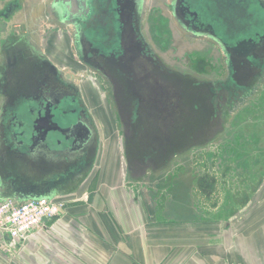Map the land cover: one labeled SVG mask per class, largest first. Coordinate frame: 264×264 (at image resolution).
I'll return each mask as SVG.
<instances>
[{
  "label": "flooded vegetation",
  "instance_id": "1",
  "mask_svg": "<svg viewBox=\"0 0 264 264\" xmlns=\"http://www.w3.org/2000/svg\"><path fill=\"white\" fill-rule=\"evenodd\" d=\"M87 4L78 20L69 3L67 9L54 4V14L71 60L95 74L84 87L90 79L94 92L115 107L131 174L161 170L172 158L209 144L243 103L264 94V0H169L176 31L202 47L187 51V70L168 66L146 40V0ZM58 7L68 14L64 20ZM19 8L16 1L2 2L0 21ZM0 56V188L13 191L16 201L77 190L94 170L99 136L83 86L67 76L70 65L48 59L30 39H0ZM244 108L238 116H262L255 122L264 128V107ZM255 132L246 129L249 140ZM231 141L246 142L240 135ZM255 155L260 175L250 174L256 182L244 186L236 202L262 182L263 148L248 157ZM235 159L226 166L249 161L241 153ZM198 182L202 191L211 186L205 178Z\"/></svg>",
  "mask_w": 264,
  "mask_h": 264
},
{
  "label": "crops",
  "instance_id": "2",
  "mask_svg": "<svg viewBox=\"0 0 264 264\" xmlns=\"http://www.w3.org/2000/svg\"><path fill=\"white\" fill-rule=\"evenodd\" d=\"M8 1L20 2H2ZM36 1L30 14L43 4L41 27L47 30H40L42 38L28 39L48 59L71 65L55 3ZM49 23L58 28L57 34L49 36ZM87 82L88 94L95 100L97 93ZM108 144L97 153L94 170L82 185L62 196L66 200L62 214L46 220L23 243L7 236L0 239V264H264V177L256 189L248 191L246 200L236 204L202 202L205 206L199 207L191 191L179 185H172L169 193L158 190L152 199L142 174H131L126 161L123 165L119 156L109 153ZM12 193L0 188V202L16 201ZM230 207L237 208L233 216L227 214ZM199 208L206 210L201 218Z\"/></svg>",
  "mask_w": 264,
  "mask_h": 264
},
{
  "label": "rangeland",
  "instance_id": "3",
  "mask_svg": "<svg viewBox=\"0 0 264 264\" xmlns=\"http://www.w3.org/2000/svg\"><path fill=\"white\" fill-rule=\"evenodd\" d=\"M2 1L4 0H0V5ZM19 1V10L9 19H6V22L0 21V39L5 37H9L10 39L20 37L24 39L42 38L43 32L40 30H47V27H41V24L44 22L42 17V7H44V5L42 4L39 6L37 13L31 15L30 10L33 7V3L37 1ZM168 1L169 0H146L143 14V33L155 52H157L168 66L180 70H187L191 65L188 56H186L187 51L194 47L199 49H202V47L190 37H186L176 31L168 11ZM19 22L21 26L15 27L14 25ZM29 24L34 25L33 27L32 25L31 27L29 26L30 28L25 27V25ZM57 29L58 28L49 23V36L57 34ZM67 44L69 43L67 42ZM185 52L186 54L183 56ZM215 54L218 56L216 51L213 55L215 56ZM69 56L72 59L71 53H69ZM70 68L71 73H67V76L83 86L86 102L91 106L89 109L95 120L99 134L98 156L101 154L102 147L105 146L106 141H109V153L114 156H119L122 160V164L125 165L122 128L117 118L115 107H112L111 101L108 97L103 95L102 91H100L102 92L100 93L101 95L95 94V100L97 102L92 97L93 95L90 96L88 91H86L83 81L89 76H95V74L76 62H72ZM262 86L264 87V84ZM258 94L260 93L258 92ZM90 97L92 103L90 102ZM243 104L241 108L242 111L245 109L244 107H264V94L255 95ZM241 109L227 119V123L223 127V130L219 129L218 137L212 142L196 146L184 152L182 155L172 158L170 163L161 170L153 173L147 172L142 175L140 178L144 180L143 185L146 189L148 188L151 191L150 198L154 199V195L155 198H157L158 190L160 189H167L169 193V190L172 189V185H179L182 190L191 191V195L199 200V207H204V202H209L208 204L211 202L217 204L222 201H234L236 204V200L243 193L244 186L248 189L250 187L249 185H253V183L256 182L257 175H260L259 171L261 170L257 164L259 163V158L257 155L248 157L249 153H255L260 148H263L264 151V128H261V125L256 123H259V121L263 119L262 116L255 117L251 114L238 116L239 113L241 114ZM248 126H250V128ZM246 129L251 132L256 131L257 138L249 140L248 137L250 134H246ZM236 135H240L241 140H246V142L238 145L239 142L231 141L232 137ZM231 142L232 144H230ZM229 145L231 151L227 149ZM239 153H241V157L247 155L249 161L240 166L235 164V168L226 166L227 162L229 163L230 161L236 160L235 157L239 155ZM253 159H257L256 162L253 161ZM242 169H244V171ZM254 172L255 174L257 173V175H253ZM251 173L253 174L250 175ZM198 178H205L209 180V182L211 181L209 189L205 187L208 191H202L198 186ZM248 193L249 192H247V194ZM201 210L202 209L199 208L198 216L200 218L205 216L206 211ZM236 211L237 208L230 207L227 214L233 216ZM183 212L184 209L181 210V213Z\"/></svg>",
  "mask_w": 264,
  "mask_h": 264
},
{
  "label": "built area",
  "instance_id": "4",
  "mask_svg": "<svg viewBox=\"0 0 264 264\" xmlns=\"http://www.w3.org/2000/svg\"><path fill=\"white\" fill-rule=\"evenodd\" d=\"M65 207L66 200L60 197L4 200L0 202V239L7 236L23 243L43 228L46 220L62 214Z\"/></svg>",
  "mask_w": 264,
  "mask_h": 264
},
{
  "label": "water",
  "instance_id": "5",
  "mask_svg": "<svg viewBox=\"0 0 264 264\" xmlns=\"http://www.w3.org/2000/svg\"><path fill=\"white\" fill-rule=\"evenodd\" d=\"M55 4L60 5L61 3L64 4L65 3V9L69 8V5H72V9L76 12L75 16L77 17L76 20H78L79 15L81 16V11L88 10V4H87V0H55L54 1ZM69 3V5H67ZM60 9V17L62 20H64L67 17V13L64 12V10H62L60 7H58ZM80 10V12H79ZM80 13V14H79ZM74 21V20H73ZM76 23V22H75ZM39 198V197H36Z\"/></svg>",
  "mask_w": 264,
  "mask_h": 264
}]
</instances>
